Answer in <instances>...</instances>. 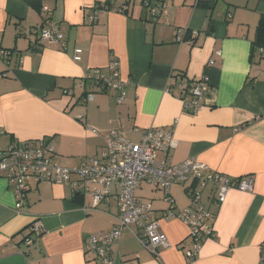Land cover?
<instances>
[{
    "label": "crops",
    "instance_id": "0c3cea01",
    "mask_svg": "<svg viewBox=\"0 0 264 264\" xmlns=\"http://www.w3.org/2000/svg\"><path fill=\"white\" fill-rule=\"evenodd\" d=\"M105 1L44 0L49 11H39L27 0H0V44L11 51L9 65L0 63L6 72L0 75V149L47 137L55 160L74 166L99 153L110 130L139 141L148 128L171 129L176 146L159 152L157 160L176 164L196 157L232 178L251 177L253 190L232 188L217 202L216 187L204 189L217 236L189 261L183 249L191 246L188 226L164 218L170 205L164 190L141 182L137 189L147 183L151 194L138 196L152 203L171 247L156 255L134 227L125 228L114 246V264H264V59L250 61L264 0H154L149 7L134 0L128 12L97 9ZM159 6L154 20L151 13ZM49 16L64 33L62 42L40 38ZM113 61L128 82L122 103L117 91L84 81L88 74L110 72ZM204 76L205 108L187 112L178 83ZM90 92L95 98L87 101ZM81 113L88 124L78 120ZM187 184L170 189L177 209L191 202ZM73 196L68 184L45 182L19 199L0 177V264H101L85 247L89 235L116 223V204L87 210L91 199L80 204ZM36 222L44 233L28 244L29 226Z\"/></svg>",
    "mask_w": 264,
    "mask_h": 264
},
{
    "label": "built area",
    "instance_id": "2783aa9c",
    "mask_svg": "<svg viewBox=\"0 0 264 264\" xmlns=\"http://www.w3.org/2000/svg\"><path fill=\"white\" fill-rule=\"evenodd\" d=\"M125 8V7H124ZM152 12L155 19L159 10ZM49 11L47 7L43 8ZM121 10V9H120ZM91 22L97 20L96 13L89 17ZM40 38L48 42H62L64 33L56 24H48L40 30ZM177 40L182 37L177 35ZM82 49L75 50L74 59L81 60ZM220 53V52H218ZM11 52L0 44V63L9 65ZM110 72L86 75L85 79L94 80L110 90L117 91L118 103L124 102L128 82L119 72L118 61L111 62ZM2 76H6V73ZM208 77L200 80L188 79L178 83L179 98L184 110L198 113L205 108L204 85ZM95 98V92L87 94V101ZM88 124L83 113L77 117ZM93 132L97 130L88 127ZM176 146L174 132L163 127H151L143 131L139 141H134L119 130H110L105 135L103 149L94 155H87L74 166H63L55 160V146L51 139L45 137L37 140L14 141L8 147L0 149V177L12 185L19 199L26 192L41 183L68 184L75 193H81L91 199L92 205L87 210H97L100 204L110 199L117 202V221L111 230L89 235L86 244L88 252H94L102 264H114V246L120 240L125 228H133L134 235L145 248L158 255L160 248H170L171 243L160 230V220L153 217L151 202L144 201L136 195L141 182L146 181L164 190L169 209L164 218L174 217L184 222L189 228L191 246H184L189 260H195L203 240L217 236L212 220L214 214L203 201V191L208 185L217 189V202H223L232 188L253 190L251 177L235 180L201 162L196 157L171 164L164 158L157 160L159 152L168 151ZM237 181V182H236ZM188 183L187 192L191 198L188 206L175 210V200L170 189L174 184ZM213 197V198H215ZM212 198V199H213ZM21 205V201L18 203ZM44 231L42 224L36 222L30 228L32 236L26 238L28 244L34 243L36 236Z\"/></svg>",
    "mask_w": 264,
    "mask_h": 264
},
{
    "label": "trees",
    "instance_id": "16d2710c",
    "mask_svg": "<svg viewBox=\"0 0 264 264\" xmlns=\"http://www.w3.org/2000/svg\"><path fill=\"white\" fill-rule=\"evenodd\" d=\"M134 0H121V5H117L116 6V2L117 0H107L105 2H103V4H98L97 9H111V8H114V9H118L120 11H123V12H128L129 11V7L130 5L133 3ZM27 2L30 4V6L36 8L37 10L41 11L43 9V6H44V0H27ZM141 3L142 5H145V6H150V5H153L154 3V0H141ZM125 7V8H124ZM159 7H162V6H159ZM127 9V10H126ZM51 12V10H50ZM91 15V14H90ZM90 15H88V18L90 17ZM151 16L153 17V19L155 20V17L153 16V14L151 13ZM51 18V16L47 17L46 18V22H48L49 24H51L52 22L49 21V19ZM213 28V23L212 21H210V29ZM7 49V48H6ZM9 50V49H7ZM10 51V50H9ZM11 52V51H10ZM262 59H264V13H262L260 15V18H259V21H258V24H257V27H256V33H255V36H254V39L252 40V45H251V53H250V61L252 64H257L259 63ZM6 72L5 70H1L0 71V75H4ZM85 82H89V80H86L84 79ZM87 96V94H86ZM235 180H239L237 178H235ZM144 182V181H143ZM237 182V181H236ZM139 197V196H138ZM85 198L86 196H84L83 194L81 193H75L74 192V196H73V200L77 203H80V204H84V201H85ZM140 198V197H139ZM141 199V198H140ZM215 199H217L216 197L213 198L212 200L214 201ZM143 200V199H142ZM111 201H114L115 204H116V207H117V202L115 199H110L109 201L107 202H103L102 204L100 205H103V204H106V203H110ZM144 201H147V200H144ZM150 202V201H149ZM99 205V206H100ZM186 207V206H185ZM99 208V207H98ZM97 208V209H98ZM183 208V207H182ZM182 208H179V209H182ZM169 209V208H168ZM168 209L165 211L167 212ZM177 209V207L175 206V210H179ZM212 223H214V221L212 220ZM33 225V224H32ZM32 225L29 226V229L32 227ZM114 226V225H113ZM112 229V228H111ZM109 229V230H111ZM109 230H106V231H109ZM106 231H100V232H106ZM44 233V231H42L40 233V235H37L36 238H38L39 236H41L42 234ZM99 233V232H97ZM33 234L30 232V235L29 236H32ZM213 238H216V237H213ZM206 240H203L202 244L205 242ZM201 244V246H202ZM85 251L88 252L85 248ZM90 253H93L95 255V261L99 262L102 264V262H100V260L98 259L97 255L94 253V252H91ZM189 260V259H188ZM189 261H193V260H189ZM262 262L264 263V256L262 258Z\"/></svg>",
    "mask_w": 264,
    "mask_h": 264
},
{
    "label": "rangeland",
    "instance_id": "374dc122",
    "mask_svg": "<svg viewBox=\"0 0 264 264\" xmlns=\"http://www.w3.org/2000/svg\"><path fill=\"white\" fill-rule=\"evenodd\" d=\"M225 174V173H224ZM145 185V189L143 190V191H141V190H139V188L137 189V191H136V195L138 196L139 194H141V195H143V196H149L150 194H151V192H150V186H148L149 184H147V183H144ZM188 188V187H187ZM134 228H135V226H134Z\"/></svg>",
    "mask_w": 264,
    "mask_h": 264
}]
</instances>
